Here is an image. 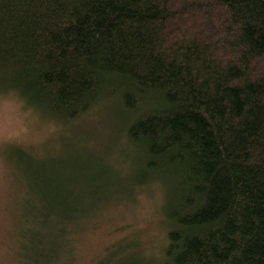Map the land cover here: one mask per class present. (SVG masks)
I'll return each mask as SVG.
<instances>
[{"label": "trees", "instance_id": "16d2710c", "mask_svg": "<svg viewBox=\"0 0 264 264\" xmlns=\"http://www.w3.org/2000/svg\"><path fill=\"white\" fill-rule=\"evenodd\" d=\"M5 93L64 121L117 99L133 183L165 194L163 263L264 264V0H0ZM55 195L37 198L39 260L82 215ZM125 250L102 262L139 264Z\"/></svg>", "mask_w": 264, "mask_h": 264}, {"label": "rangeland", "instance_id": "374dc122", "mask_svg": "<svg viewBox=\"0 0 264 264\" xmlns=\"http://www.w3.org/2000/svg\"><path fill=\"white\" fill-rule=\"evenodd\" d=\"M105 101L64 121L0 94V264H104L113 245L138 255L139 264H164V191L156 182L133 183L141 152L126 136L118 100ZM44 192L67 194L64 209L82 214L76 226L67 224L68 256L66 244L50 260L33 253L29 237Z\"/></svg>", "mask_w": 264, "mask_h": 264}]
</instances>
